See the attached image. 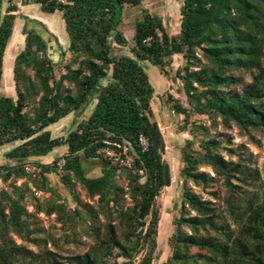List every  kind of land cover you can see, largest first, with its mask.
Returning a JSON list of instances; mask_svg holds the SVG:
<instances>
[{
	"label": "trees",
	"instance_id": "16d2710c",
	"mask_svg": "<svg viewBox=\"0 0 264 264\" xmlns=\"http://www.w3.org/2000/svg\"><path fill=\"white\" fill-rule=\"evenodd\" d=\"M144 1L21 0L45 13L62 12L71 56L57 75L45 40L34 30L28 32L14 61L13 97L3 94L1 86L20 7L6 0L0 21V146L20 141L7 157L21 162L0 166V177L10 188L0 190V264H155L167 143L153 118L156 88L142 65L145 60L158 65L167 78L179 80L187 96V104L168 98L173 111L184 116L178 131L189 137L180 148L182 207L168 238L171 253L162 264H264L260 172L242 159L225 158V140L212 132L219 122L249 134L264 130V0H182L180 30L173 34L162 16L143 9L135 21L133 45L123 52L129 45L120 28L123 11ZM175 55L184 64L170 75ZM241 70L253 77L238 90L233 85L242 83L235 73ZM92 94L91 114L66 135L54 136L49 127L80 112ZM194 115L207 116L209 124L192 119ZM140 135L149 141L146 150ZM63 146L67 150L52 163L36 162L38 171L26 169L23 160ZM119 155L130 157V165L116 160ZM95 160L105 167L91 177L87 168ZM204 166L213 173L202 170ZM52 171L68 188L74 207L51 185ZM119 172L126 174V186L117 182ZM219 181L226 191L222 197L211 193L214 199L204 198L189 184L205 191ZM78 184L88 197L97 196L94 204L82 199ZM38 190L51 196L41 201ZM216 199H221L222 209ZM40 213L55 214L72 242L85 243L83 236L93 242L83 253L63 255L50 249L51 239L55 244L57 239L40 226ZM46 231V237L38 236ZM15 236L39 250L19 244Z\"/></svg>",
	"mask_w": 264,
	"mask_h": 264
},
{
	"label": "rangeland",
	"instance_id": "374dc122",
	"mask_svg": "<svg viewBox=\"0 0 264 264\" xmlns=\"http://www.w3.org/2000/svg\"><path fill=\"white\" fill-rule=\"evenodd\" d=\"M15 2L20 7V16L16 20V25L14 29V34L11 40L8 43L5 58L4 59V72L2 78L1 91L7 96L16 97V89L13 77V67L16 56L19 52L23 50L25 44V20L27 15H35L37 13L39 16L47 19H57L59 26H61L59 33L62 31L69 42V36L65 28V23L63 16L60 13L55 12L54 14H49L40 11L39 5L28 4L22 5L21 0H15ZM182 0H146L138 6L126 7L123 11V18L120 28L125 33L129 40V45L121 48L123 52H128L129 48L133 45V36H134V25L138 17H140L143 9L149 10L151 13L158 14L164 18V22L167 30L173 34L177 33L180 30V6ZM25 6L27 8H25ZM7 7L6 0H0V21ZM22 18V19H21ZM21 19V20H20ZM19 39L15 46L14 40ZM71 54L68 57H63L62 61L59 64L55 65V71L58 75L63 69L64 64L69 61ZM184 64V59L181 55H175L172 63L170 75H174L175 71L178 69V66ZM142 65L149 74L150 81L156 88L155 95L152 99V108H153V118H156L159 122L161 129L164 132L166 138V154L165 159L170 165L172 185L170 187H165L162 194L158 198L159 205L162 209V219L159 227V246H158V256L155 259V264H162L166 260L168 255H170V246L168 244V238L173 230V219L174 217L180 214L182 207V193H183V181L180 175V168L182 166L180 148L184 144L186 138L189 137L187 132H179L178 127L182 125L184 116L174 112L172 109V104L168 101L170 95L175 99H179L183 104H187V96L183 90L182 83L172 80L171 76L167 78L160 70L158 65L151 63L150 61H143ZM29 73L33 71L28 70ZM237 76L242 78V83L233 85L234 88L241 90L242 87L250 82L253 77V73L246 71H237L235 72ZM66 85H71L66 82ZM93 98V97H92ZM94 103L92 104V109L94 108ZM91 109V107H90ZM87 115L83 116L86 118ZM194 120L205 122L207 121V116L194 115L192 117ZM66 123H69V119L64 120ZM71 124V121H70ZM70 124H66L63 129L61 125L63 121H59L56 124L51 125V130L55 136L66 135L67 132L72 130ZM72 128V129H71ZM213 135L219 139L225 140V146L221 150V153L227 159H233L238 161L242 159L244 162L249 163L252 169L258 170L261 175L262 183H264V130L253 131L251 134L240 130L235 124H232L230 127H226L222 123H218V126L212 127ZM64 147L58 148L56 151L57 155L63 151ZM232 150V151H231ZM127 160L131 161V158L128 157ZM63 164V161L60 162V165ZM31 168V167H29ZM202 170L212 172L210 167H201ZM28 170V169H27ZM88 175L93 176L94 172L92 167L88 165ZM29 171V170H28ZM102 170H99L101 172ZM213 173V172H212ZM51 184L61 193L63 200L71 207H74L75 203L73 201L72 195L69 192L68 188L61 182L59 175L51 177ZM117 182L122 185H127L126 174L124 172H119L117 176ZM194 190L200 193L204 198L214 199V196L211 194L217 192L221 197L225 194L226 188L222 181L217 182L214 186L208 188V190H202L201 187L189 183ZM77 191L80 193L81 197L85 201L90 203H95L97 197L90 198L87 196L86 191L83 187L78 184ZM36 196L40 198L41 201H45L51 196V192L46 191H36ZM26 204L30 212L34 211V206L32 205L31 199L26 197ZM221 200V199H220ZM219 202V209L223 208L222 201ZM126 203L130 204L128 195H126ZM33 206V207H32ZM194 213V212H193ZM41 227L45 228L49 233H51L55 239H57V244L51 239L48 244V247L54 251H58L63 255H70L74 253H83L85 252L89 245L93 242L91 238L85 236L82 237L85 243L72 242V240L65 236L66 231L56 220V216H47L46 214H38V220ZM46 232L38 234L40 237H46ZM16 241L19 244L27 245L30 249L38 251L39 247L33 242L22 240L21 238L15 236ZM16 264H20L17 262ZM41 264V263H40ZM42 264H50L47 261ZM69 264V263H66Z\"/></svg>",
	"mask_w": 264,
	"mask_h": 264
},
{
	"label": "crops",
	"instance_id": "0c3cea01",
	"mask_svg": "<svg viewBox=\"0 0 264 264\" xmlns=\"http://www.w3.org/2000/svg\"><path fill=\"white\" fill-rule=\"evenodd\" d=\"M25 8H27V7L25 6ZM57 13H60L62 15V12H57ZM24 20H25V31H24L25 36L27 35L28 32H30L32 30L36 31L37 33H40L43 36V39L45 40V42L47 44V55L49 56V58L52 60V62L54 64H59L62 61L64 56L68 57L70 55V51L68 50L69 42H68L67 38L65 37V35L62 31L59 33L61 26H59L57 19L43 18V17L39 16L37 13H35V15H27V18L24 17ZM18 40L19 39L13 41V44L15 42V46L17 44H19ZM95 95L96 94H92L90 96L88 103L85 105V107L80 112L71 113L70 115H68L67 117H65L61 120V122L63 121V124H64V125H61L62 129L66 124H70V121H71V124H70L71 127L75 128L76 125L78 124V122L81 119H83V116L87 115V117H88L91 114V112L93 110L92 104L93 103L95 104ZM90 107H91V109H90ZM67 119H69V123H66V121H64ZM49 129H51V126L49 127ZM19 144H20V141H16L13 143H8V144H5L3 146H0V166L21 162V160H19L17 158L7 157V153L11 149H13L15 146H18ZM63 147H64V149L61 153H59V155L64 153L67 150L66 146H63ZM57 149H55L53 152H51L47 156L31 157L29 159L23 160V162L25 163L26 167H31L29 171H38L39 167H38L36 162L47 163V164L52 163V161L59 156L56 153ZM89 165L93 169L92 172H94L93 176H91L90 174H89V176L97 177L103 173V169L105 167L104 162L95 160V161H92L91 163H89ZM99 170H102V171L99 172ZM55 175H57V174L54 171H52L48 176L51 179V177H53V176L55 177ZM25 180H26V178H24V177L19 178L17 181L18 185L23 184V182ZM29 184L31 185V187L33 189H35L31 182H29ZM3 188L10 190L9 184L7 182H4L2 180V178L0 177V190ZM41 214H45V213H41ZM51 216H56V215L53 214Z\"/></svg>",
	"mask_w": 264,
	"mask_h": 264
},
{
	"label": "built area",
	"instance_id": "2783aa9c",
	"mask_svg": "<svg viewBox=\"0 0 264 264\" xmlns=\"http://www.w3.org/2000/svg\"><path fill=\"white\" fill-rule=\"evenodd\" d=\"M53 1H56L57 3H66L67 2V0H53ZM139 140H140V144H141L143 150L148 149L149 141H148L147 137H145L144 135H140V139ZM126 150H127V148H125V151ZM106 152H107L108 155L114 156L113 151L107 150ZM116 160H119L124 165H130V161L127 160V159L121 158L120 155L118 157H116ZM63 163H64V161H63ZM26 169L30 170L29 167H26Z\"/></svg>",
	"mask_w": 264,
	"mask_h": 264
},
{
	"label": "water",
	"instance_id": "95a60500",
	"mask_svg": "<svg viewBox=\"0 0 264 264\" xmlns=\"http://www.w3.org/2000/svg\"><path fill=\"white\" fill-rule=\"evenodd\" d=\"M41 37L43 38L42 35ZM164 171H165V187H170L172 185V177H171L170 165L167 160L164 161Z\"/></svg>",
	"mask_w": 264,
	"mask_h": 264
}]
</instances>
